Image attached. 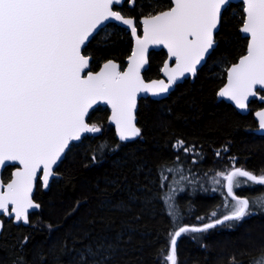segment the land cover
Returning a JSON list of instances; mask_svg holds the SVG:
<instances>
[{
  "label": "snow or ice",
  "instance_id": "obj_1",
  "mask_svg": "<svg viewBox=\"0 0 264 264\" xmlns=\"http://www.w3.org/2000/svg\"><path fill=\"white\" fill-rule=\"evenodd\" d=\"M124 4L133 10L140 8L142 38L137 34L136 18H126L124 9L114 10ZM242 5L239 31L247 41L246 53L227 70V84L218 93L239 109H245L246 101L264 90V0H242ZM226 6L230 0H0V168L19 165L9 182L0 183V216L30 224V210L41 207L32 199L36 183L42 182L47 189L59 175L54 168L77 146L73 142L84 139L86 133L101 131L96 124L86 123L89 110L98 102L111 107L109 120L121 142L139 137L141 129L135 125L138 93L159 97L186 74L195 75L197 66L217 47L215 33ZM108 22L127 26L135 38L128 67L119 71L109 60L98 72L82 75L91 59L82 52ZM149 45H163L175 59L174 68L165 62L162 69L167 82L146 84L141 78ZM257 116L259 128L264 130V111ZM105 147L100 145L98 150ZM173 148L186 154L195 151L183 140ZM92 160L97 157L93 155ZM173 171L162 169V188L168 180L166 173ZM216 175L226 181L227 196L235 201L227 204L230 214L221 219L213 211L211 222L169 233L170 247L165 245L159 253L163 264H178L177 241L182 234L205 233L226 222H241L255 214L253 209L264 212V194L242 198L234 191L244 185L264 186V170L258 175L234 167ZM214 182L221 184L218 179ZM174 192L170 187L163 197L169 209ZM3 226L0 220V230ZM28 240L25 236L19 243L23 246ZM98 254L87 250L81 257L83 264H88V257L95 261ZM230 264H236L235 256L230 257ZM249 264H264V246Z\"/></svg>",
  "mask_w": 264,
  "mask_h": 264
},
{
  "label": "trees",
  "instance_id": "obj_2",
  "mask_svg": "<svg viewBox=\"0 0 264 264\" xmlns=\"http://www.w3.org/2000/svg\"><path fill=\"white\" fill-rule=\"evenodd\" d=\"M238 5L241 4H230L222 12L219 30L215 34L217 47L192 81L184 80L176 85L167 98L158 102L139 101L136 115L137 125L141 129L140 139L119 143L113 130L105 129L89 144L86 140L75 161L64 159L62 162L54 190L41 192L36 189L34 198L41 207L39 213L32 216L30 224L14 225L12 221L5 220L0 231L3 264H29L31 254L38 245L41 246L37 251L40 255L38 264H67V252L71 246L100 242L102 239L112 240L117 251L103 264H158L160 245L163 246L168 231V213L165 207L162 215L159 210L152 212L151 203L154 201L151 196L154 189L149 179L150 176H161L164 167L174 169L176 163L181 165V172L186 173V179H183L184 184L179 189H175V203L181 192L196 195L193 198L188 196L186 208H174L180 212L181 227L210 222L214 219L209 215L213 211L218 212V215L228 212L222 211L225 199L218 190L203 183L202 177L208 175L207 168L228 165L221 154L225 148L247 170L256 172L264 165V160L259 157L264 150V138L252 139L250 131L254 122L251 112L240 115L228 104L215 103V91L224 81V75L213 77L211 64L221 59L225 63L235 62L247 44L239 35L241 23ZM120 9L126 10V17H135L136 21L142 18L139 15L140 8L133 10L124 4L116 8ZM130 52L128 32L109 24L87 43L82 54L91 58L90 68L96 71L109 60L123 68ZM164 59V51L149 54L148 68L143 73L146 81L159 76ZM161 108L165 111L164 122L162 126H157L155 118ZM108 114L106 108L99 107L91 111L88 122L105 124ZM178 140H183L185 146L194 147L195 151L187 154L182 150L177 151L173 145ZM100 145L106 147L99 155L102 151L98 150ZM89 147L93 149L91 158L90 152L88 156L84 152ZM82 154L86 155L85 164L78 159ZM93 155L97 157L95 162L92 160ZM12 168L6 167L2 172L3 182L10 179ZM175 173H178L176 169L171 174ZM169 174L166 173L168 178ZM210 195L218 199L211 207L209 205L214 200ZM52 197L56 203L64 206L61 209L63 212L55 218H45V205ZM200 217L205 219H198ZM262 221L264 216L252 217L246 224ZM237 233L227 231L224 234L233 239ZM224 234L211 232L203 243L188 242L180 246L187 264H230L214 262L212 242ZM25 236L29 237L28 243L21 246L19 242ZM250 259L251 256L237 258L236 264H249Z\"/></svg>",
  "mask_w": 264,
  "mask_h": 264
},
{
  "label": "rangeland",
  "instance_id": "obj_3",
  "mask_svg": "<svg viewBox=\"0 0 264 264\" xmlns=\"http://www.w3.org/2000/svg\"><path fill=\"white\" fill-rule=\"evenodd\" d=\"M239 7V13L238 16L240 17V23L242 24V19L241 17L243 16V8L241 5H238ZM229 8V6H227L225 8V10ZM241 13V14H240ZM240 14V15H239ZM241 27V26H240ZM239 27V29H240ZM240 35V34H239ZM241 36V35H240ZM246 41V40H245ZM247 43V42H246ZM246 46L245 45V49L243 51V54L246 53ZM240 54L235 62H228L225 63L223 61V59L221 60H217V61H213V63L211 64V68L213 70L212 76L213 77H221L224 75V81H225V74L226 71L228 69L229 66H231L232 64L236 63L238 61V59L243 55ZM165 60V59H164ZM164 63V62H163ZM161 69V68H160ZM160 72V70H159ZM158 72V73H159ZM144 78V77H143ZM159 76L155 79H158ZM145 79V78H144ZM224 81L221 82V84L219 85V89L223 86ZM217 89V88H216ZM215 89V90H216ZM218 90L215 91V103L218 102H223L224 101H218L217 100V94H218ZM257 94H259L260 96H264V93L261 92H257ZM226 104V103H225ZM106 108V107H104ZM251 109V111H253V113L256 110H261L264 109V104L263 103H258L256 100L255 101H251L250 105L248 107V109ZM99 109V107H96L94 110ZM107 109V108H106ZM101 111H104V109H101ZM164 115H165V111H162V108L160 110H158V114L156 115L155 118V124L157 126H162L163 122H164ZM89 115L87 116L86 120L88 119ZM97 126L101 127V131L98 132L96 135H84V139H82L79 142H73L75 144H77L76 147H73L71 149L70 152H68L67 154V158L66 160H68L69 162L75 161L77 159V157L79 156V152L80 149L82 148L83 142H86L89 144L90 140L98 137L100 134H102L105 129H111L113 130L112 127H110L109 123L106 122L105 124H96ZM254 130V128L252 129V131ZM114 133V130H113ZM115 136V133H114ZM116 138V136H115ZM259 139V137H256L255 135L252 136V139ZM262 138H264V135L262 136ZM140 139V136L139 138ZM136 139V140H138ZM117 140V138H116ZM133 140V141H136ZM131 141V142H133ZM85 146V145H83ZM87 149V148H86ZM86 149H84V152L86 153V155L88 156L89 152L90 155L89 157L91 158V153L93 151L92 147H89V150L87 151ZM104 150H102L100 153H102ZM85 154L80 155L81 157H79V161H81L82 164H85ZM259 157L264 160V150L261 151ZM64 161V160H63ZM227 161V160H226ZM174 163V162H173ZM228 164V162H227ZM62 165V163L59 164L58 167H56L54 169V171L56 173L59 174V169L60 166ZM174 169H180L178 171V173L175 174H169V178L168 180L165 182V186L162 188L161 187V176H150L149 179V183L151 184V186L153 187L154 191L152 194V199L154 202H152V212H155V210H159V214H163L164 211V207L167 210L166 214V219L168 221V231L167 234L165 236L164 240V244L163 246H161V249L165 247V245H169V233H172L174 231H178L179 228H181V224H180V212L175 211L174 208L177 207L178 209H183L184 207H187V199L188 196H191V198H193L195 195V193L193 195H191L192 193H188V192H181L178 195V199H177V203H175V195H176V190L173 194V198L170 201V203L172 204V208L169 209V207L165 204L164 202V195L165 193L169 192V188L170 187H174L175 189H179V187L181 186V184H184V180L182 179V177L186 176V173H182L181 171L183 169H181V165H178L177 163L173 166ZM183 167V166H182ZM234 167H239V166H229V164L227 166H223L221 165H214V166H209L207 168L208 170V175L207 177H202L203 179V183L207 186V184L209 186H211V188L218 190V192L220 193L221 196H223L226 199V203L222 208V211H228L225 212L224 214H219L218 212L217 215L222 219L224 215H228L230 214L231 208L227 206V203L229 204H234L235 201L231 200V197L227 196V190L225 187H223L224 184H226V181H223L222 177H219L216 175L217 172H227L230 170H233ZM241 168V167H240ZM244 169V168H243ZM261 170H264V165L259 167L258 170L255 172L256 174H260ZM59 179V175L58 177H55L51 180L50 182V186L47 188L48 190H54V186L55 183L58 181ZM221 180V184H216L214 181L215 180ZM197 180V179H196ZM37 185V183H36ZM36 188V187H35ZM38 190L41 191H45L42 189V186L37 185ZM36 188V189H37ZM204 187H202L203 189ZM241 191L240 193H236L235 194L238 197H249L251 198V196H255L258 194V196L261 195V193L264 192V186L261 185H252L250 187H247L248 189H246L245 186H241ZM240 188L234 189L235 190H239ZM192 192V191H191ZM197 193V192H196ZM257 196V197H258ZM256 197V196H255ZM210 198H213V203L210 204L209 206L211 207L215 201H218V199L216 198L215 195H210ZM231 200V201H230ZM173 202L175 204V206L173 205ZM163 204V207H162ZM177 204V205H176ZM46 206V211H45V218L50 217V218H55L57 217L59 214H61L63 212V210L61 211V209L64 207L63 205L56 203L55 199L52 197L48 202ZM229 209V210H228ZM40 210H38L37 212H32L29 214V220L32 219V216L35 213H39ZM172 211L173 215H169V212ZM254 212H256L258 214V211H260L259 209H253ZM251 215L249 217H246L243 221L241 222H235V221H230V222H226L225 224L222 225H217L215 228L208 230L205 233H192V232H188V233H184L181 235V237L178 238L177 241V259H178V264H187V259H184V257L182 256V251L180 250V248L182 247L183 244H187L188 242H191L193 244H197V242L199 243H203L202 241L205 239V237L207 236L208 233L211 232H215V233H226V231L228 232H238L236 234V236L232 239L229 238L228 236L222 235V237L219 240H216L213 243V250L215 252V257H214V262L215 263H219V262H227L230 263V257L235 256V259L240 258V257H246V256H256L261 250H262V246H264V221L262 222H254L251 224H246V222L252 218V216L258 217L257 214ZM264 213V212H263ZM211 216V213L209 214ZM257 215V216H256ZM0 220H3L5 222L4 218H0ZM211 222V221H210ZM208 223V222H207ZM18 225H22V223H17ZM203 224H195V225H182V227H190V226H202ZM223 230H226L225 232ZM234 230V231H233ZM195 237V238H194ZM181 246V247H180ZM201 246L204 247L203 244H201ZM40 245H38L34 251L31 254V262L29 264H38V261L40 259V255L37 254L38 249H40ZM89 249H92L94 251H97L99 254L95 257V261L91 258L88 257V264H96V262H99V264H103L104 262H107L110 258H112V256L116 255L117 251L116 248L114 246V244L112 243V240L110 239H102L100 242H89L86 245H77V246H71L70 249L67 252V264H83V261L81 259L82 255ZM160 249V250H161ZM159 250V252H160ZM103 257V259H101ZM56 259V258H54ZM0 264H3V258L0 256ZM158 264H163V256L160 255V259H158Z\"/></svg>",
  "mask_w": 264,
  "mask_h": 264
},
{
  "label": "water",
  "instance_id": "obj_4",
  "mask_svg": "<svg viewBox=\"0 0 264 264\" xmlns=\"http://www.w3.org/2000/svg\"><path fill=\"white\" fill-rule=\"evenodd\" d=\"M230 4H241V6H242V8H243L242 0H230ZM121 6H122V5H120V6H116V8H119V7H121ZM226 7H227V6H226ZM116 8H115L114 10H116ZM126 18H128V17H126ZM140 19H142V18H140ZM140 19L136 21V22H137V25L139 26V30L137 31V34H138L139 37L142 38V37H143V25L139 23ZM109 24H113V25H115V26H118V27L121 28V29H124L126 32H128V34H129V36H130V39H131V52H130L129 56H128V57L125 59V61H124V67L121 68V67L116 63V64L118 65V70H119V71H124V70H126L127 67H128V58L132 55L133 48L135 47V38L132 36V34H131V30L128 29L127 26H123V25H120V24H118V23H113V22H108L105 26H107V25H109ZM105 26H104V27H105ZM218 30H219V27H218ZM218 30L216 31V33L218 32ZM216 33H215V34H216ZM239 33H240V31H239ZM240 35L242 36L241 33H240ZM158 51H164L165 54H166V59H165V61H164V63H163V66H162L161 69H160V72H159V78H158V79H152V80H148V81H146V80L143 78V73H144L145 70L148 68V63L145 65V67L141 70V78L144 80V82H145L146 84H149V83H151V82H153V81H160V80H163V81L167 82V76L165 75L164 71L162 70V69L164 68V64H165V62L168 63L170 69L175 67V59L169 57V55H168V50H167V48H165L163 45H149V51H148V53H147V60H148L149 54H150L151 52H158ZM238 61H239V59H238ZM238 61H237L236 63H238ZM106 62H107V61H106ZM106 62H104V63H106ZM205 62H206V61L202 62L200 65L197 66V71H196L195 75H192V74L189 73V74H186L185 77L180 78V79H179V80H178V81H177V82L171 87L170 91H169L167 94H164V95L159 96V97H155V96H152L150 93H144V92L138 93L137 107H136V109H135V125H136V122H137V119H136V112H137L138 101H139V100L147 99V98L152 99V100H162V99L167 98L168 95H169V93L174 89V87H175L176 85L181 84V83H182L184 80H186V79H193V78L196 76L198 70H200V68L204 65ZM90 63H91V59H90ZM104 63H102L96 71H92L91 68H90V65H89V68L86 69V70H85V73H82V75H85V74H86L87 72H89V71L92 72V73H96V72H98V71L100 70V68L103 66ZM114 63H115V62H114ZM232 65H233V64H232ZM232 65H231V66H232ZM231 66H229L228 69H229ZM228 69H227V70H228ZM225 76H226V78H225L224 84H223V86H222L220 89H222V88L227 84V71H226ZM220 89H219V91H220ZM219 91H218V93H219ZM257 92H258V91H257ZM259 92L264 93V90H260ZM261 97H264V96H260L259 94H257L256 97H250L249 100L246 101V108H245V109H239V108L236 107V105H235V103H234L233 101L227 99L226 97H220V96L217 94V100H218V101H221V100H222V101H224L226 104H229V105L233 106V108H234L238 113H240V114H242V115L246 114V112H247V105H248V103H249L252 99H256L258 102L264 104V100H262ZM98 106H104V107L107 108V110H108V112H109V114H108V123H109V125L113 128L117 140H118L119 142H121V141L119 140L118 136H117L115 125H114V124H111V123H110V120H109V118H110V116H111V107H110L109 105H107V104H105V103H103V102H98L97 105H94L93 108L89 110V113H90L95 107H98ZM261 111H264V109L258 110L257 112L254 113V118L257 120V124H258V129L256 130L255 133H256V134H262V135H264V130H261V129L259 128V118H258V116H257V113H258V112H261ZM89 113H88V114H89ZM88 114H87V116H88ZM87 116H86V118H87ZM96 134H97V133H86V134H84V135H89V136H90V135H93V136H94V135H96ZM134 139H136V138H134ZM134 139L127 140V141H123V142H121V143H128V142L133 141ZM75 143H76V142H75ZM10 167H12V166H10ZM17 167H19L18 164H17L15 167H13V169L11 170V172H10V179H11V174L16 170ZM55 168H56V167H55ZM55 168H54V169H55ZM4 169H5V168H0V183H5V184H6L7 182L10 181V179H9L7 182H3V181H2L1 176H2V172L4 171ZM39 175H40V176L43 175L42 171L39 173ZM56 177H58V176H56ZM41 184H42V182H41ZM35 187H36V185H35ZM35 187H34V190H33L32 199H33V195H34ZM43 189L46 190L45 188H43ZM35 203H36V202H35ZM38 210H39V209H33V210H30V213H32V212H37ZM0 218H4L5 220H12L11 218L4 217V216H0ZM13 224H14V225H17V223H13ZM22 225L26 226V225L23 224V223H22ZM0 231H1V230H0Z\"/></svg>",
  "mask_w": 264,
  "mask_h": 264
},
{
  "label": "flooded vegetation",
  "instance_id": "obj_5",
  "mask_svg": "<svg viewBox=\"0 0 264 264\" xmlns=\"http://www.w3.org/2000/svg\"><path fill=\"white\" fill-rule=\"evenodd\" d=\"M137 28H138V30H139V26L137 25ZM163 66V65H162ZM194 79V78H193ZM193 79H186V80H190V81H192ZM176 87V86H175ZM174 87V88H175ZM174 90V89H173ZM172 90V91H173ZM171 91V92H172ZM170 92V93H171ZM259 92V91H258ZM169 93V94H170ZM142 100H151V101H155V102H158V101H160V100H152V99H149V98H147V99H142ZM163 100V99H162ZM256 99H252L251 101H255ZM140 101V100H139ZM139 101H138V104H139ZM250 101V102H251ZM257 101V100H256ZM250 102L248 103V105H247V112H246V114H244V115H248L250 112H251V118H252V120H253V122H254V126H253V128H254V130L252 131H250V133L252 134V135H255L256 137H259V138H262V134H256L255 132H256V130L258 129V124H257V120L254 118V113L255 112H257L258 110H256L254 113H253V111H251V109H248V107H249V105H250ZM258 102V101H257ZM259 104H260V102H258ZM229 105V104H228ZM231 106V105H230ZM232 108H233V106H231ZM104 108V107H103ZM234 109V108H233ZM94 110V109H93ZM92 110V111H93ZM235 110V109H234ZM137 111H138V108H137ZM236 111V110H235ZM237 112V111H236ZM91 113V112H90ZM89 113V114H90ZM238 113V112H237ZM88 114V115H89ZM136 114H137V112H136ZM238 114H240V113H238ZM240 115H242V114H240ZM136 119H137V115H136ZM107 122H108V117H107ZM86 123H88L89 125H92L93 123H89L88 122V119L86 120ZM111 127V126H110ZM136 127H138V125H137V122H136ZM139 128V127H138ZM115 133V132H114ZM140 137H141V135H140ZM139 137H136V139H138ZM136 139H134V140H136ZM118 141V140H117ZM119 142V141H118ZM119 143H121V142H119ZM129 143V142H128ZM226 149V148H225ZM221 154H223L224 155V157H225V159L228 161V164H229V166H239V167H241V168H244V169H246V166L244 165V164H242V163H237L238 161H237V159H236V156H234L233 155V153L232 154H229V152H228V150H223L222 152H221ZM218 158H220V157H218ZM13 169V168H12ZM247 170V169H246ZM241 179H244V178H241ZM37 185H41V182L40 181H38L37 182ZM37 185H36V188H37ZM245 187H246V189H248L247 187H250V186H248V185H244ZM36 188H35V191H34V195H33V200H34V202H36V200H35V193H36ZM42 189H43V187H42ZM44 190V189H43ZM41 191V190H40ZM48 191V189H46L45 191H41V192H47ZM235 192L236 193H240V192H242L241 191V188L239 189V190H235ZM261 194H263V193H261ZM256 197L258 196V194L257 195H255ZM255 196L253 197V198H255ZM224 198V197H223ZM225 199V198H224ZM231 201V200H230ZM37 203V202H36ZM224 203H226V199L224 200ZM39 204V203H38ZM227 204H229V203H227ZM40 205V204H39ZM39 210H40V208H39ZM229 210V209H228ZM216 212V211H215ZM256 213V212H255ZM257 214V213H256ZM258 216H264V213L263 212H261V211H258V214H257ZM256 215V216H257ZM252 217H255V216H252ZM8 221V220H7ZM10 221H12V220H10ZM22 223V222H21ZM18 225V224H17ZM22 226H24V225H22ZM234 231V230H233ZM227 232V231H226Z\"/></svg>",
  "mask_w": 264,
  "mask_h": 264
}]
</instances>
